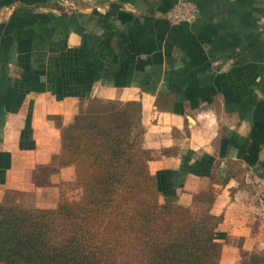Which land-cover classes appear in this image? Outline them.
<instances>
[{"label":"crops","instance_id":"crops-1","mask_svg":"<svg viewBox=\"0 0 264 264\" xmlns=\"http://www.w3.org/2000/svg\"><path fill=\"white\" fill-rule=\"evenodd\" d=\"M178 1L0 0V203L56 208L63 129L90 100L135 102L159 201L199 214L213 193L219 264H239L264 251V0H193L173 24Z\"/></svg>","mask_w":264,"mask_h":264},{"label":"trees","instance_id":"trees-1","mask_svg":"<svg viewBox=\"0 0 264 264\" xmlns=\"http://www.w3.org/2000/svg\"><path fill=\"white\" fill-rule=\"evenodd\" d=\"M141 119L135 102L90 100L81 107L62 131L54 162L75 168L80 195L71 200L63 187L56 208L40 209L25 206L26 195L7 192L0 264H219L221 218L209 211L215 195L195 196L206 206L199 214L159 201ZM241 257L239 264H264V251Z\"/></svg>","mask_w":264,"mask_h":264},{"label":"built area","instance_id":"built-area-1","mask_svg":"<svg viewBox=\"0 0 264 264\" xmlns=\"http://www.w3.org/2000/svg\"><path fill=\"white\" fill-rule=\"evenodd\" d=\"M198 8L193 0H179L176 6L167 14L173 24L194 22L198 17Z\"/></svg>","mask_w":264,"mask_h":264},{"label":"rangeland","instance_id":"rangeland-1","mask_svg":"<svg viewBox=\"0 0 264 264\" xmlns=\"http://www.w3.org/2000/svg\"><path fill=\"white\" fill-rule=\"evenodd\" d=\"M74 183H75V179L71 183H68V184L65 185V190H67V192H69L71 200H76L78 195H80L79 189L77 187H76V189L73 188ZM20 199H22V202H24L25 206L34 207L32 205V198L31 197H29V196H21Z\"/></svg>","mask_w":264,"mask_h":264}]
</instances>
